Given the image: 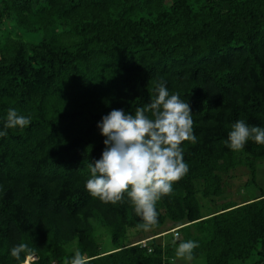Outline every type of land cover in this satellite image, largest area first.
Masks as SVG:
<instances>
[{
	"label": "trees",
	"instance_id": "obj_1",
	"mask_svg": "<svg viewBox=\"0 0 264 264\" xmlns=\"http://www.w3.org/2000/svg\"><path fill=\"white\" fill-rule=\"evenodd\" d=\"M160 82L190 104L197 142L182 143L189 171L144 231L126 195L105 203L85 184L105 148L101 118L133 114ZM10 108L30 125L5 129ZM237 120L264 127V0H0V264H63L76 249L89 264H174L187 240L205 264L254 252L264 264V190L225 197L235 174L256 186L264 165V144L226 145ZM21 242L34 251L17 261Z\"/></svg>",
	"mask_w": 264,
	"mask_h": 264
},
{
	"label": "clouds",
	"instance_id": "obj_2",
	"mask_svg": "<svg viewBox=\"0 0 264 264\" xmlns=\"http://www.w3.org/2000/svg\"><path fill=\"white\" fill-rule=\"evenodd\" d=\"M155 92V98L135 107L133 114L113 109L101 118L97 127L105 137V148L100 159L88 164L90 178L85 184L93 197L105 203H124L126 195L142 221L138 228L144 231L158 225V201L170 196L173 184L189 171L183 159L182 143L197 142L190 104L179 93L170 94L163 82L157 83ZM31 119L10 108L4 127L23 129L30 125ZM5 136L7 131H0V137ZM250 140L264 144V127L237 120L228 133L226 145L233 151H241ZM198 247L196 241H183L176 249V256L191 261ZM32 251L21 242L10 249V255L20 261L22 254ZM63 264H89V261L76 249Z\"/></svg>",
	"mask_w": 264,
	"mask_h": 264
},
{
	"label": "rangeland",
	"instance_id": "obj_3",
	"mask_svg": "<svg viewBox=\"0 0 264 264\" xmlns=\"http://www.w3.org/2000/svg\"><path fill=\"white\" fill-rule=\"evenodd\" d=\"M243 176H241V174H235V177H233L232 179L228 180L226 183V194L225 197L226 199H230L234 202H241L242 200H251L252 198L250 197H255L257 195H259L260 193V189L264 190V165H260L258 167L257 170V178H256V186L253 185H249V186H245L243 183L245 182V179H243ZM242 181V184L244 185L243 187L240 186V182ZM101 233V236L99 237V244L101 245V249L103 252H106L107 250H111L112 249V245L110 243V238L109 236L106 235V232L101 231L99 232ZM98 233V235H99ZM167 233V232H166ZM179 233V232H178ZM128 236V240H136L135 234L133 233V230H129L127 233ZM170 238L173 239V241L175 240L173 238V235L171 233H168L167 235H165L164 237H162L163 242L168 241ZM179 238V235L177 237V239ZM176 239V240H177ZM131 241V242H133ZM108 252V251H107ZM257 259V257L255 256V252L254 255H252L249 259L241 262V261H236L233 264H252L255 260ZM35 257L30 256L27 257L24 264H30V262L34 261ZM174 264H205V260L204 258H199V259H194L191 261H187V260H179L176 261Z\"/></svg>",
	"mask_w": 264,
	"mask_h": 264
},
{
	"label": "built area",
	"instance_id": "obj_4",
	"mask_svg": "<svg viewBox=\"0 0 264 264\" xmlns=\"http://www.w3.org/2000/svg\"><path fill=\"white\" fill-rule=\"evenodd\" d=\"M179 228H175L173 230L170 231V233H172L173 235V238L176 240L178 235H179ZM146 242L147 240H144V241H140L137 243L138 246H140L141 248H146ZM148 253H151V250L150 249H147ZM173 263V260L170 259L169 261H165L163 264H172Z\"/></svg>",
	"mask_w": 264,
	"mask_h": 264
},
{
	"label": "crops",
	"instance_id": "obj_5",
	"mask_svg": "<svg viewBox=\"0 0 264 264\" xmlns=\"http://www.w3.org/2000/svg\"><path fill=\"white\" fill-rule=\"evenodd\" d=\"M257 196H258V195H257ZM257 196H255V197H257ZM255 197H250V198L253 199V198H255ZM168 226H169V225H167L166 227H168ZM164 229H165V228H164ZM164 229H163V230H164ZM170 231H171V230H170ZM170 231H168L167 233H169ZM167 233L164 232V233H161V235H159V236H161V237H159L161 243H164L163 240H162V237H163V235H165V234H167ZM138 240H139V239H138ZM107 251H110V250H107ZM107 251H106V252H107Z\"/></svg>",
	"mask_w": 264,
	"mask_h": 264
}]
</instances>
